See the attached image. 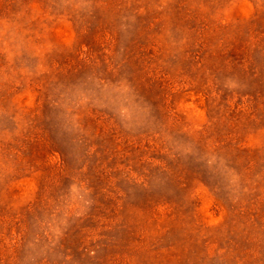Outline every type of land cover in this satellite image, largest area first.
<instances>
[{
	"label": "rangeland",
	"instance_id": "rangeland-1",
	"mask_svg": "<svg viewBox=\"0 0 264 264\" xmlns=\"http://www.w3.org/2000/svg\"><path fill=\"white\" fill-rule=\"evenodd\" d=\"M0 264H264V0H0Z\"/></svg>",
	"mask_w": 264,
	"mask_h": 264
}]
</instances>
